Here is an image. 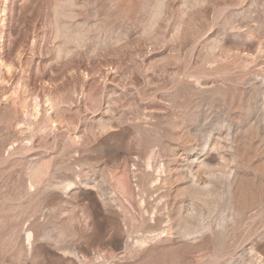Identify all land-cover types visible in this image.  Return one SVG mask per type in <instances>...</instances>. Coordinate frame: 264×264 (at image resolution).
<instances>
[{
    "label": "rangeland",
    "instance_id": "rangeland-1",
    "mask_svg": "<svg viewBox=\"0 0 264 264\" xmlns=\"http://www.w3.org/2000/svg\"><path fill=\"white\" fill-rule=\"evenodd\" d=\"M0 264H264V0H0Z\"/></svg>",
    "mask_w": 264,
    "mask_h": 264
}]
</instances>
